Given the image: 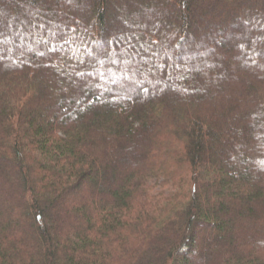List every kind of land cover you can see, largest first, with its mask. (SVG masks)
<instances>
[{
	"label": "trees",
	"instance_id": "1",
	"mask_svg": "<svg viewBox=\"0 0 264 264\" xmlns=\"http://www.w3.org/2000/svg\"><path fill=\"white\" fill-rule=\"evenodd\" d=\"M0 264H264V0H0Z\"/></svg>",
	"mask_w": 264,
	"mask_h": 264
},
{
	"label": "rangeland",
	"instance_id": "2",
	"mask_svg": "<svg viewBox=\"0 0 264 264\" xmlns=\"http://www.w3.org/2000/svg\"><path fill=\"white\" fill-rule=\"evenodd\" d=\"M92 2H91V4L89 5V8H91V6H92ZM71 6L73 5V4H70ZM258 40H260V38H259V36H258ZM197 41V38L195 39V42ZM236 43H239V44H241V46H242V50L243 51H245V50H247L246 49V47H247V43H246V40H244L243 38L242 39H239V40H236L235 41ZM186 47V46H185ZM174 52L173 51H166L165 52V54L164 55H166V57L167 58H171L173 55ZM175 53H177V50L175 51ZM168 54H171V56L170 55H168ZM255 54H253V52L251 51H246V57H247V59L248 60H251L252 58H254L253 56H254ZM259 65V64H258ZM57 68V70H59V68L58 67H56ZM224 68L226 69V66H224ZM250 68H252V70L254 71V72H256V71H258V70H262L261 69V67H260V65H259V67L258 66H256V69L258 68V70H256V69H254V67L253 66H251ZM240 69L241 68H238L235 72H239L240 71ZM56 70V71H57ZM60 71V70H59ZM219 71H221V70H219ZM208 74V73H207ZM170 75V74H169ZM167 76L166 77V79H164V80H166V81H170L171 80V77L170 76ZM204 75H206V74H202V76H204ZM164 80H160V81H158L157 82V84H146L144 81H138L140 84H139V88H141V90H143V89H146V88H153V87H156V86H160L161 84H164L163 83V81ZM198 84V81H195L194 83H192L191 85H189L188 86V82H186V81H177L176 83H174V86L175 87H186V88H193L194 86H196ZM196 88V87H195ZM205 93H204V95H206L208 92L207 91H204ZM72 111V110H71ZM206 232V229H199L198 228V232H196L198 235L201 233H205Z\"/></svg>",
	"mask_w": 264,
	"mask_h": 264
}]
</instances>
